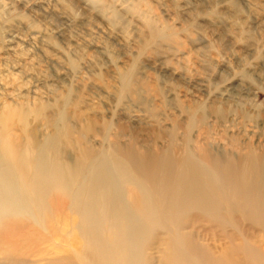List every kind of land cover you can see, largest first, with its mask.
Returning a JSON list of instances; mask_svg holds the SVG:
<instances>
[{"label": "bare ground", "instance_id": "1", "mask_svg": "<svg viewBox=\"0 0 264 264\" xmlns=\"http://www.w3.org/2000/svg\"><path fill=\"white\" fill-rule=\"evenodd\" d=\"M133 71L118 73L120 100ZM13 98L0 103V264H264V147L203 145L201 105L180 140L149 144L81 125L66 93Z\"/></svg>", "mask_w": 264, "mask_h": 264}, {"label": "rangeland", "instance_id": "2", "mask_svg": "<svg viewBox=\"0 0 264 264\" xmlns=\"http://www.w3.org/2000/svg\"><path fill=\"white\" fill-rule=\"evenodd\" d=\"M129 67L135 95L120 100ZM62 93L81 125L124 138L180 140L201 105L203 145L264 147V0H0V103Z\"/></svg>", "mask_w": 264, "mask_h": 264}]
</instances>
